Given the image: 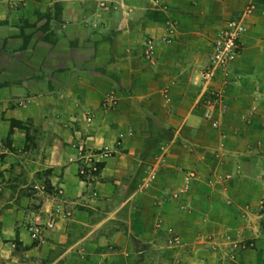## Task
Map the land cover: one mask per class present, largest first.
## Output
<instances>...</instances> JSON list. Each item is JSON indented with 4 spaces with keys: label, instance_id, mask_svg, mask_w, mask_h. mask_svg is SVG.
Segmentation results:
<instances>
[{
    "label": "crops",
    "instance_id": "crops-1",
    "mask_svg": "<svg viewBox=\"0 0 264 264\" xmlns=\"http://www.w3.org/2000/svg\"><path fill=\"white\" fill-rule=\"evenodd\" d=\"M248 5L244 47L209 84L214 130L201 75ZM42 179L53 202L30 191ZM263 197L264 0H0V263L5 238L31 243L17 217L55 204L37 264H201L224 234L264 264Z\"/></svg>",
    "mask_w": 264,
    "mask_h": 264
},
{
    "label": "rangeland",
    "instance_id": "rangeland-1",
    "mask_svg": "<svg viewBox=\"0 0 264 264\" xmlns=\"http://www.w3.org/2000/svg\"><path fill=\"white\" fill-rule=\"evenodd\" d=\"M254 11V7L252 5H248L247 7H245L242 11L239 12V14L234 17L231 18L229 20H236L239 18H242L243 15L246 13V15L243 17V23H244V27H245V32L242 34L241 36V43H240V52L244 47L242 38L243 36L246 34L247 32V22L249 20V18L251 17V15L253 14ZM225 21L223 27L221 28V30L218 32V34H220V32L222 30H224L226 23L229 21ZM213 47V44H212ZM230 67V66H229ZM210 68V60H209V65L207 67L206 70H208ZM229 70V68H228ZM228 70L225 72L222 71H218L216 72V74L211 78V80H209L206 84V89H205V93L202 97V100L200 101V108H201V114H203V109L206 102L210 101H215V109L213 110V119L212 120H217L219 125L217 127H213L212 126V121H208V124L210 125V127L212 129H218V127L221 124L222 118L225 114V107L222 104V90L221 89H213V88H209V84L214 81L216 78L223 77L226 76L228 74ZM213 93V94H212ZM222 111V112H220ZM85 173V172H84ZM30 191L33 192H42L43 194H45L46 196H48L50 198V200L53 202L55 200V188L52 187L49 183L48 180H41V182H36L35 184H33L30 187ZM4 202L0 201V206L1 204ZM55 203V202H54ZM35 203H33L34 205ZM18 205H21V203H18ZM264 206V197L261 198L256 205L257 208V212L258 211H262V208ZM65 218V217H62ZM18 222V228H23L25 229V231L28 234V237L30 239V245H23V241H20L19 239V232L17 231L14 235V237L12 239H7L5 238L3 240V243L5 244V249H4V256H3V260L0 264H10L8 263V253H12L15 254L17 253V262L16 263H12V264H37V259H38V255H40V250H37L36 254L34 255H28V253H26L30 247V249L32 248H36V249H40L38 248L39 246H43L46 241L50 240L49 234L51 231H53L55 225L57 224L58 221L61 220V216L59 215L57 209H56V205L54 204V206L52 207V209L50 211H43V212H38L37 215L34 216H29V219L27 217V215H20L19 217H17ZM49 223H53V227L51 229L47 228V225ZM34 229L39 230V235H37V239H33L32 238V232ZM227 239H226V234H224V241H223V246H222V250H221V257H219V259L217 260H213L210 259L204 263L201 264H250L249 262H243L242 261V257L241 254L243 251L248 250L249 248H252L250 241H245L243 239H241L240 241L237 240H229L228 238H230V235H227ZM243 238V237H242ZM39 253V254H38ZM179 264H183V263H179Z\"/></svg>",
    "mask_w": 264,
    "mask_h": 264
},
{
    "label": "built area",
    "instance_id": "built-area-1",
    "mask_svg": "<svg viewBox=\"0 0 264 264\" xmlns=\"http://www.w3.org/2000/svg\"><path fill=\"white\" fill-rule=\"evenodd\" d=\"M248 13V12H246ZM243 15V17L246 15ZM243 17L236 20H229L224 30L217 35L213 42L212 54L210 57V68L202 73V80L207 83L218 71L225 72L228 70L229 66L236 60L240 54V43L241 36L245 32V27L243 23ZM169 23H167L168 25ZM170 26V25H168ZM164 43L169 42V38H162ZM149 51V49H148ZM148 55V52H146ZM213 94V93H212ZM215 101H208L204 106L202 118L204 120L212 121V126L217 127L219 125L217 120L213 119V110L215 109ZM104 108L113 110L117 107V99L113 94H109L103 101ZM222 112V111H220ZM106 155V153H105ZM84 169H81L80 173L84 174ZM151 172V171H150ZM149 172L148 175H151ZM53 227V223L47 225L48 229ZM39 235V230L34 229L32 232V238L37 239Z\"/></svg>",
    "mask_w": 264,
    "mask_h": 264
},
{
    "label": "trees",
    "instance_id": "trees-1",
    "mask_svg": "<svg viewBox=\"0 0 264 264\" xmlns=\"http://www.w3.org/2000/svg\"><path fill=\"white\" fill-rule=\"evenodd\" d=\"M11 125H12V128L14 127V126H17V125H19L17 122H14V121H12L11 122Z\"/></svg>",
    "mask_w": 264,
    "mask_h": 264
}]
</instances>
